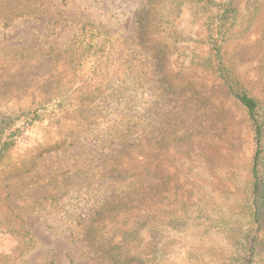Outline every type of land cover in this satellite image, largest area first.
Returning <instances> with one entry per match:
<instances>
[{
    "label": "rangeland",
    "instance_id": "obj_1",
    "mask_svg": "<svg viewBox=\"0 0 264 264\" xmlns=\"http://www.w3.org/2000/svg\"><path fill=\"white\" fill-rule=\"evenodd\" d=\"M147 2L0 0V117H19L33 102L39 115L0 165V256L22 246L15 229L32 241L0 264H112L92 252L84 232L131 191L148 199L99 222L106 240L139 229L137 252L148 264H235L241 255L225 227L249 229L239 195L256 149L252 124L215 71L190 64L204 13L175 12V25L154 45L165 52L157 53L140 39ZM240 2L246 8L253 0ZM227 56L264 101V18ZM139 141L137 154L129 145ZM191 193L209 195L210 210L185 209ZM262 221L255 264H264Z\"/></svg>",
    "mask_w": 264,
    "mask_h": 264
},
{
    "label": "trees",
    "instance_id": "obj_2",
    "mask_svg": "<svg viewBox=\"0 0 264 264\" xmlns=\"http://www.w3.org/2000/svg\"><path fill=\"white\" fill-rule=\"evenodd\" d=\"M189 7H194L193 9L205 15L201 23L203 35L199 39L193 40L195 47L190 57L191 66L211 72L212 70L215 71L225 94L243 108L252 124L256 149L252 167L245 183L246 190L244 194L239 195L242 196V201L239 203L241 205L240 211L246 217L244 221L247 220L249 229L235 231L231 227L225 228H227V235L231 239L238 240L237 244L241 255L234 263L255 264V258L258 257L257 246L264 216V101L235 75L229 65L227 52H229V47L233 43L253 33L262 22L264 18V0H253L250 6L247 5L246 8L243 7L240 0H148L145 8L138 16V28L143 44L146 47L155 49L157 53L165 52V49L159 51L154 48V45L160 39V35L168 31L170 25H175L178 16H174V13H182L185 8ZM213 7L215 9H212ZM14 16H17V14ZM193 20H195V17ZM176 36L178 35L176 34ZM182 39L181 37L180 40L182 41ZM92 47L93 45L90 43L75 57L78 64H80L81 57L89 52ZM157 64V67L161 68L165 65V61L162 58ZM34 104L33 102L30 106H26L29 109L24 108L19 117L16 114L0 117V165L15 148L23 129L39 119V115L30 109ZM18 120H22L25 125L22 127L16 126ZM129 146L139 154L142 141ZM139 158L141 161L146 160V156L141 157L140 155ZM144 171L145 175L149 176L148 167H144ZM165 183L168 185L169 180L163 182L160 188L164 189ZM3 192L4 188H1L0 204L5 200L6 194ZM130 194L131 198L125 199L128 201H118V205L104 206L96 217L88 220L91 221V225L88 224L84 232L87 246L92 252L103 255L112 264H148V260L138 255L137 252V250L143 249L139 229L117 232L119 242L115 243V240H106L99 228V222L101 225L102 222H107L128 209H139L148 199V195L145 194H140L138 197L134 196V191H131ZM208 196L203 194L199 197L198 193L196 195L191 193L185 203V209L199 208L200 205L203 206L202 204H204L205 210H210V205L206 204ZM240 211L238 210V212ZM178 218L176 219L178 223L182 220H192V217ZM196 218L197 216L195 220ZM185 221L183 224H185ZM149 231L155 238L157 237L155 229L151 228ZM13 234L21 240L22 246L17 248L13 255H1L0 259L14 257V254L20 253L23 248H27L32 241V235L25 229H15Z\"/></svg>",
    "mask_w": 264,
    "mask_h": 264
}]
</instances>
